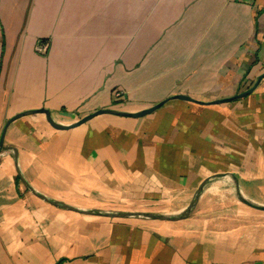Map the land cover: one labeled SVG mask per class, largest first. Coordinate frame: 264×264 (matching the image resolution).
Here are the masks:
<instances>
[{"label":"crops","instance_id":"crops-1","mask_svg":"<svg viewBox=\"0 0 264 264\" xmlns=\"http://www.w3.org/2000/svg\"><path fill=\"white\" fill-rule=\"evenodd\" d=\"M164 100L12 121L0 264H264V0H0V141Z\"/></svg>","mask_w":264,"mask_h":264},{"label":"water","instance_id":"water-1","mask_svg":"<svg viewBox=\"0 0 264 264\" xmlns=\"http://www.w3.org/2000/svg\"><path fill=\"white\" fill-rule=\"evenodd\" d=\"M252 91L253 90H249L247 92L238 94V95L234 96L233 98H230V99H227V100H215L212 103H222V102H226V101H231V100H234L236 98L243 97V96L249 94ZM174 97L175 98H179V99L194 101V102H197V103H205V102L197 100V99H195L192 96L187 95V94H178V95H175ZM165 102H166V100L161 101V102H159L158 104H156L154 106H151L149 108H145V109L137 111V112H129V111H123V110H118V109H110V108L109 109H100V110H97L96 112H93V113L81 118L80 120H78V121H76V122H74L72 124H61V123L56 122L55 119L52 116L51 111L46 109V108L28 110V111H25V112H21V113L15 115L13 118H11V120L8 122L4 132L2 134L1 141H0V153L3 150L8 149V147L4 145V137H5V132H6V129H7L8 125L12 121H14V120H16V119H18V118H20L22 116H25V115L35 114V113H44L46 115V118H47L48 122L53 127L57 128V129H70V128H75V127H78V126L82 125L83 123L89 121L90 119H92L93 117H95L96 115H99V114L107 113V114H115V115L124 116V117H134V118L142 117V116H145V115H147L149 113H152L156 109L160 108L162 105L165 104ZM222 175H224V174H215V175L209 177L205 182H203V184L198 189V191L196 193V196H195L194 200L191 202V204L186 208V210H184L182 213H180L178 215L142 213V212H140V213H133V212L108 213L107 215L114 216V217L115 216L116 217H128V216H134V215H143V216H147V217H150V218H157V219H164V220H178V219L185 218L191 213L192 209L196 205V202H197L199 196L201 195L203 190L206 188V186L209 184V182L214 180V179H216V178H219ZM238 196H239V199L242 202H244L245 204L250 205L252 207H255L257 209L264 210V206L258 205V204L254 203V202H251L250 200L246 199L241 193H238Z\"/></svg>","mask_w":264,"mask_h":264},{"label":"built area","instance_id":"built-area-1","mask_svg":"<svg viewBox=\"0 0 264 264\" xmlns=\"http://www.w3.org/2000/svg\"><path fill=\"white\" fill-rule=\"evenodd\" d=\"M48 47H49V43L47 41H41L39 43L38 50L42 54H46V52L48 51Z\"/></svg>","mask_w":264,"mask_h":264},{"label":"bare ground","instance_id":"bare-ground-1","mask_svg":"<svg viewBox=\"0 0 264 264\" xmlns=\"http://www.w3.org/2000/svg\"><path fill=\"white\" fill-rule=\"evenodd\" d=\"M236 180H237V179H236ZM236 180H235V181H236ZM219 182H222V181H215L214 183H212V185H211L212 188H213V189H216V186L219 184ZM223 182H224V181H223ZM211 186H210V187H211ZM211 190H212V189H211Z\"/></svg>","mask_w":264,"mask_h":264}]
</instances>
